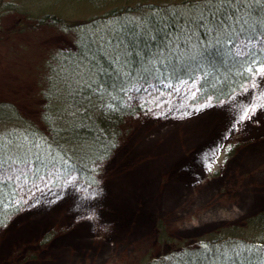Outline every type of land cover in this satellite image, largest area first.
<instances>
[{
	"label": "rangeland",
	"instance_id": "obj_1",
	"mask_svg": "<svg viewBox=\"0 0 264 264\" xmlns=\"http://www.w3.org/2000/svg\"><path fill=\"white\" fill-rule=\"evenodd\" d=\"M88 1L54 3L74 12L62 14L71 22L82 19ZM33 22L16 12L0 14V99L37 117L45 64L74 47L75 37L64 27ZM250 44L263 45L264 35L234 48L242 52ZM196 90V82L186 81L132 87L130 101L145 108L126 120L94 184L74 174L31 179L29 162L1 168L23 205L0 228V264H173L171 255L196 249L202 236L223 234L264 212V67L228 99L194 103ZM197 136L195 145L186 144ZM201 141L210 146L203 161ZM173 143L181 146L180 157L197 161L177 177L161 163L145 173V160L163 161ZM146 144L159 150L134 158L132 151Z\"/></svg>",
	"mask_w": 264,
	"mask_h": 264
},
{
	"label": "trees",
	"instance_id": "obj_2",
	"mask_svg": "<svg viewBox=\"0 0 264 264\" xmlns=\"http://www.w3.org/2000/svg\"><path fill=\"white\" fill-rule=\"evenodd\" d=\"M55 1L0 0V14L16 12L75 37L74 47L45 64L37 117L0 99V169L29 162L31 179L74 174L96 183L126 120L145 108L129 99L136 85L196 82L192 102L222 101L264 67V44L234 48L264 35V0H89L82 19L71 22L62 14L74 12ZM22 205L14 180L0 176V228ZM197 246L169 258L173 264H264V212L223 234L202 236Z\"/></svg>",
	"mask_w": 264,
	"mask_h": 264
},
{
	"label": "bare ground",
	"instance_id": "obj_3",
	"mask_svg": "<svg viewBox=\"0 0 264 264\" xmlns=\"http://www.w3.org/2000/svg\"><path fill=\"white\" fill-rule=\"evenodd\" d=\"M196 138H198V136L194 137V139L193 138H188L186 144L188 145V144H190V142H194V145H195V139ZM205 144H206L205 141H201L196 146L197 149H202V151H203V154L201 153V155H202L201 160L202 161H203V159L207 158V153L209 154V152H210L209 143L207 145H205ZM211 146H212V144H211ZM180 148H181V146L179 144L173 143V145L168 150L169 154L166 156V158L163 159V161L161 159L158 160L157 158L153 159L152 162H148L147 160H145V165H144L145 173H146V171H148L147 169H149V171L151 170V171L154 172L155 169H156L157 164L161 163V165L163 164L166 167H169V168L173 169L176 177L181 175V174H184L185 173L184 171L188 170L186 165L188 167H191V163H194L195 161H197V159L195 158L196 160L193 161V160H190V159L186 160V159H184V157H180L181 156L180 155L181 154L180 153ZM156 149L159 150L158 147L155 148L151 144L150 145L146 144L144 146L141 145L140 148L134 149L132 151V153H134L133 157L134 158H136V156L145 157V155H147L148 153L154 152ZM205 153H206V155H204ZM183 163H185V164H183ZM142 168H143V165L140 164L138 170L140 171ZM137 229H138V227L136 228V230Z\"/></svg>",
	"mask_w": 264,
	"mask_h": 264
},
{
	"label": "snow or ice",
	"instance_id": "obj_4",
	"mask_svg": "<svg viewBox=\"0 0 264 264\" xmlns=\"http://www.w3.org/2000/svg\"><path fill=\"white\" fill-rule=\"evenodd\" d=\"M248 118L247 112L244 114V116L241 117V119Z\"/></svg>",
	"mask_w": 264,
	"mask_h": 264
}]
</instances>
